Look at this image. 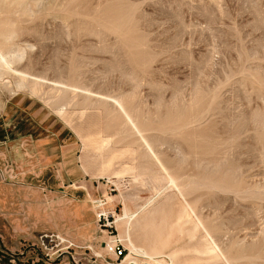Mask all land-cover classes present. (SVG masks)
<instances>
[{
	"label": "rangeland",
	"instance_id": "rangeland-1",
	"mask_svg": "<svg viewBox=\"0 0 264 264\" xmlns=\"http://www.w3.org/2000/svg\"><path fill=\"white\" fill-rule=\"evenodd\" d=\"M1 155L60 224L6 226L24 264H103L112 235L140 264H264V0H0Z\"/></svg>",
	"mask_w": 264,
	"mask_h": 264
},
{
	"label": "crops",
	"instance_id": "crops-1",
	"mask_svg": "<svg viewBox=\"0 0 264 264\" xmlns=\"http://www.w3.org/2000/svg\"><path fill=\"white\" fill-rule=\"evenodd\" d=\"M20 165H28L32 167V164L35 162L32 156L27 158L18 156ZM24 158V159H23ZM10 162L11 165L16 163V161L12 160L11 157L5 158L4 155L0 157V165L8 164ZM39 160L36 157V163ZM14 166L5 171L2 170V166H0V238L2 239V235L4 234L3 230L6 229V226H10L16 229V236H18L17 232H19L24 241H34L36 240V236L38 235V229L42 228H52L58 229L60 224H56V219H54V213L52 210L46 211V217L44 221L41 218V207L39 205V172L37 170H33V168H27L26 171H21L17 173L14 171ZM31 169V170H30ZM44 197L47 195L43 194ZM71 204V201H67ZM86 204V200L80 201V203L70 211L62 210L61 216L59 219L64 221V226L67 224H77V220L81 218V212L84 210ZM39 209V211H37ZM48 222V223H47ZM50 222V224H49ZM89 222H82V225L90 224ZM8 224V225H7ZM46 224V225H45ZM85 226H80L81 230L77 231L75 234L71 233L70 228H68V236L71 239L77 238H85L88 236L87 231L84 228ZM72 228V227H71ZM85 235H82L83 233ZM81 234V235H80ZM80 240V239H79ZM3 242V241H2ZM12 249H4L0 247V264H24L20 261L19 256L17 258L14 257L15 254ZM31 264H34L31 261Z\"/></svg>",
	"mask_w": 264,
	"mask_h": 264
},
{
	"label": "built area",
	"instance_id": "built-area-1",
	"mask_svg": "<svg viewBox=\"0 0 264 264\" xmlns=\"http://www.w3.org/2000/svg\"><path fill=\"white\" fill-rule=\"evenodd\" d=\"M97 202V201H95ZM98 202L100 203L99 205L95 204V211H94V216L96 218L95 222L96 225L99 227V229H101L100 227H104V228H111V225H109L106 227V224H103V222H106L108 220V216H107V211H105L104 206L106 204V200L101 198L98 200ZM113 233V232H112ZM109 239H111V243H105V247H104V255H97V254H93L94 258L97 259H102L103 264H112V263H108L107 260L104 257H111L115 263L113 264H122V263H126V264H130L127 260V256L130 254L129 252L126 253V249L124 248L122 241L120 240V238H117L116 236L112 235ZM39 243H40V248L48 251V245L53 244L55 242H57L55 244V247L60 248V254H58V256L63 255V248L60 247V244H65L66 245V250L65 253H67L68 250H72V248L75 247V245L67 240L66 238H60L57 235H48V234H42L38 237ZM78 249V247L76 248ZM90 250V249H87ZM49 254V253H48ZM107 257V258H108ZM136 260L138 259H142L141 257H137L136 256ZM143 263V262H142Z\"/></svg>",
	"mask_w": 264,
	"mask_h": 264
},
{
	"label": "bare ground",
	"instance_id": "bare-ground-1",
	"mask_svg": "<svg viewBox=\"0 0 264 264\" xmlns=\"http://www.w3.org/2000/svg\"><path fill=\"white\" fill-rule=\"evenodd\" d=\"M17 75L21 76L23 79H24V78H27V76L24 75V74L17 73ZM32 80H33V79H32ZM98 200H99V198H98V199H94V200L91 201V205H92L94 211H95V209H96L94 205H95V204H97V205L100 204V203L98 202ZM95 201H97V202H95ZM57 236H59L60 238H64V237H62V236H60V235H57ZM109 242H110V243L112 242L111 239L107 241V243H109ZM60 247L63 248V249H62V250H63L62 252H63V254H64V253H65L64 250H66V248H65L66 245H65V244H60ZM127 258H130V261H131V262L128 261L130 264H140V263H137L136 260H135V258H134V257H131L130 254L127 256ZM153 260H154V259H150V258H149V259H147V261H146L147 263H146V262H145V263H146V264H149V262H152ZM142 264H144V261H143Z\"/></svg>",
	"mask_w": 264,
	"mask_h": 264
}]
</instances>
